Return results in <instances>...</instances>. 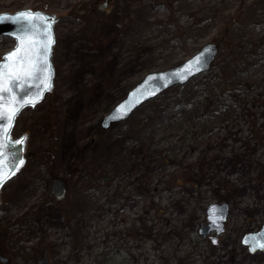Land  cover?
<instances>
[{
  "label": "rangeland",
  "instance_id": "rangeland-1",
  "mask_svg": "<svg viewBox=\"0 0 264 264\" xmlns=\"http://www.w3.org/2000/svg\"><path fill=\"white\" fill-rule=\"evenodd\" d=\"M88 1L0 0V13L58 18L53 89L15 126L16 137L29 134L28 156L2 189L0 264H43L44 250L46 264L264 263L241 242L264 225V0L75 11ZM209 42L220 47L211 70L102 128L146 74ZM13 46L0 36V60ZM54 179L66 190L60 201ZM223 201L231 211L213 244L199 228Z\"/></svg>",
  "mask_w": 264,
  "mask_h": 264
},
{
  "label": "water",
  "instance_id": "water-1",
  "mask_svg": "<svg viewBox=\"0 0 264 264\" xmlns=\"http://www.w3.org/2000/svg\"><path fill=\"white\" fill-rule=\"evenodd\" d=\"M108 3L109 0L103 1L100 5V8L104 10L108 5ZM24 12L37 13V14H42L49 18H54V22L51 24V36L53 43L51 44L46 56V61L47 64L49 65V69L48 72L45 73L46 76L45 83L50 82L51 86L49 90H45L42 92L41 97L35 103V105H37L40 102H42L46 97V95L53 89V81L55 76V68L52 60L53 50L55 46L54 27L56 22L58 21V18L54 14H49L47 12L40 10L33 11L31 9L20 10L16 12L0 13V17L13 18V19L5 20L4 22H0V36H8L12 38L15 42L13 48L3 55V59L0 61V63H3L4 57L7 54L13 52V50L16 49L17 47L18 44L17 37L21 35L23 25L27 23V21L23 19H17V16L19 13H24ZM25 49L29 52L30 55L35 57L37 60L44 59V57L40 54L39 48L32 49L31 46L26 43ZM217 53H218V46L213 43H207L204 46H202L194 55L189 57L184 62L165 70L153 71L146 74L145 77L141 81H139L127 93V95L104 116L101 122L102 127L106 129L114 122H120L122 120H125L138 107H140L145 102L156 98L165 90L177 84L180 85L186 84L194 77L209 71L212 66V63L214 62L217 56ZM32 95L33 96L35 95V91L32 92ZM28 98L31 99L32 97L29 96ZM122 105L125 106V111L123 112V114L118 119H111L110 117H112L114 112ZM27 107H33V106L29 104L22 107L18 112V114L16 115L10 129V140L12 142L23 140V144L15 146L11 150H9V155L7 156V160L5 161V163L7 164V162L12 159V156L15 155L17 159L22 160V163L17 165V170L15 171L14 174L12 173L11 166L9 165L7 169L8 178L4 180L2 184H0V193L3 186L8 181L13 179L25 165L27 148H28V134L24 133L18 138H14L13 130L16 124L17 117ZM52 189H53L52 192L55 193L57 199H62L65 196L66 190L63 186L62 180L55 179ZM213 208L216 209L215 213L212 212ZM229 212H230V204L227 202L210 204L206 211L208 224L202 225V227L199 230V233L204 237H206L207 234L213 231L216 232L217 237L222 233H224L225 223L228 220ZM242 243L243 245H248L249 251L251 253H255L257 251L264 252V247H261V245H264V226H262L259 231L245 234L243 236ZM253 245H255V247H253Z\"/></svg>",
  "mask_w": 264,
  "mask_h": 264
},
{
  "label": "snow or ice",
  "instance_id": "snow-or-ice-1",
  "mask_svg": "<svg viewBox=\"0 0 264 264\" xmlns=\"http://www.w3.org/2000/svg\"><path fill=\"white\" fill-rule=\"evenodd\" d=\"M13 19L0 17V22ZM17 19L27 21L22 27L21 35L17 37L18 44L13 52L4 57L0 63V184L8 178L7 169L11 166L14 174L17 165L22 163L15 155L5 163L9 150L22 145L23 140L12 142L10 140V129L20 109L26 105L35 103L41 97L42 92L50 89V82L45 83V73L49 65L46 61L48 50L53 43L51 36V24L54 18L42 14L24 12L19 13ZM32 49L39 48L44 59L37 60L25 49V44ZM35 91V95L32 92ZM32 98L29 99L28 97ZM125 111V106L118 108L111 119H118ZM213 208L212 212L215 213ZM255 247V245H253ZM264 247V245H261Z\"/></svg>",
  "mask_w": 264,
  "mask_h": 264
},
{
  "label": "flooded vegetation",
  "instance_id": "flooded-vegetation-1",
  "mask_svg": "<svg viewBox=\"0 0 264 264\" xmlns=\"http://www.w3.org/2000/svg\"><path fill=\"white\" fill-rule=\"evenodd\" d=\"M114 1H116V0H110V2H109V5H107L106 6V12H104L103 13V15L106 17L108 14L107 13H109L110 12V9H111V5H113V2ZM89 2V1H88ZM89 3H91V6L88 4V3H83L82 5H79L78 6V8L77 9H75V11H84V10H86V9H90V10H93V11H98L99 10V3H98V0H94V1H92V2H89ZM99 6V7H98ZM96 8H98V9H96ZM214 235V233L213 234H210V235H208L207 237H205L204 239H206L207 241L208 240H212L213 238H212V236ZM46 253V252H45ZM250 254V253H249ZM247 257L248 258H250V256L247 254ZM248 262H249V260L248 261H246L244 264H248ZM262 262V261H261ZM262 264H264V263H262Z\"/></svg>",
  "mask_w": 264,
  "mask_h": 264
},
{
  "label": "trees",
  "instance_id": "trees-1",
  "mask_svg": "<svg viewBox=\"0 0 264 264\" xmlns=\"http://www.w3.org/2000/svg\"><path fill=\"white\" fill-rule=\"evenodd\" d=\"M199 78H200V77H198L197 80H198ZM195 79H196V78H195ZM178 88H180V85L174 86L173 88H171V89H169V90H175V89H178ZM169 90L165 91L164 93L168 92ZM164 93H163V94H164ZM163 94H161V95H163ZM97 134H101V130H99V131L97 132ZM94 141H95V140H94ZM93 143H94V142H93ZM80 160H82V156L78 157V159H77V164H79V163L81 162ZM231 197H232V196L227 195V196L225 197V200H230Z\"/></svg>",
  "mask_w": 264,
  "mask_h": 264
}]
</instances>
